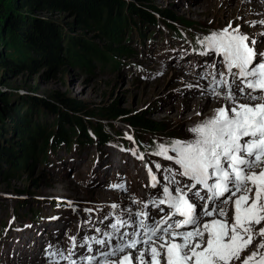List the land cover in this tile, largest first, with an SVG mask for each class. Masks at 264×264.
<instances>
[{
    "label": "rangeland",
    "instance_id": "obj_1",
    "mask_svg": "<svg viewBox=\"0 0 264 264\" xmlns=\"http://www.w3.org/2000/svg\"><path fill=\"white\" fill-rule=\"evenodd\" d=\"M3 1L6 2L5 14L7 7L12 8V4L8 2L10 0ZM119 1L123 4V12L120 11V15L123 14V18L126 19L120 45L128 49L109 50L116 60H111L104 70L100 66L84 68L70 61L60 63L52 72L48 71L45 64L33 70L25 69L28 68L25 64L35 57V51L14 42L16 38L11 31H5L4 28L0 32V66L5 56L24 64L0 67V110L7 108L10 111L18 108L23 112V117L30 120V126L40 127L44 133H50L45 139L50 142H45L44 160L33 159L15 172L0 174V264H37L40 260H47L42 259L45 256L42 253H45L47 245L53 244V240H58L54 242V246L58 245L64 249L67 244L62 235L68 227L66 225L68 222H63L62 228L66 226L60 231L53 226L66 215L65 212L62 217L60 213L67 208L66 205L68 212L72 210L68 202L76 208L77 213H85L78 215L72 210L83 229L90 224L89 218L90 221L101 220L102 215H95L101 206L110 208L116 203L118 209L120 207L127 209L129 202L128 208L135 212L138 208L137 204L132 203L135 198L147 202L153 197L152 192L144 193L147 190L144 176L139 175L135 165L132 168V163H135L132 155L134 149L128 148L132 140L128 141L126 134L133 138L135 136L145 146L151 145V148L159 143L169 144L175 139L191 140L193 134L188 129L198 124L199 120H193L194 114H188L190 121H179L180 116L189 112L187 110L180 114L183 106L198 98L210 97L212 100L215 99L216 104L223 100L202 91L210 86L211 76L204 78L206 81L198 77L212 72L209 67L212 63L208 61V57L211 56H206L204 61L200 62L201 68L194 63L198 60L196 55L203 50L200 44L195 45L198 38L219 31L232 22L233 27L239 25L241 31L250 37L253 38L255 35L257 47L262 49L259 48L262 40H258V37L264 32V26L251 27L250 23L264 19V11L241 14L239 7L246 0H235L231 4L233 8L231 12L228 9L222 10L208 0ZM223 1L221 0V3ZM128 7L140 13L145 11L151 20L143 19L140 13L128 14L125 12ZM14 11L21 14L19 18L23 21L32 22L33 19H39L45 21V24L53 25V29L60 35L63 30L67 32V35L64 33L65 39L61 37V44L70 39L68 41L75 45L83 42L88 47L100 51L104 49L102 48L104 41L97 39V33H89L91 29L80 31L72 24L73 13L36 11L33 7L26 11L24 8H14ZM157 11L160 14L172 12L178 19L183 18L193 24L183 26L177 21L161 17L155 13ZM129 20L131 21L128 22ZM130 24L134 25V28ZM69 26L72 27L69 29ZM255 28L259 30L252 32ZM111 46L114 47V44ZM69 50H62L61 56L70 57L73 53ZM219 66L223 70L222 62ZM175 73L179 75H174ZM181 75L191 79H183ZM189 85L192 87H188ZM72 102L76 105L80 103L82 108H73L76 110L74 111L67 106ZM111 105L124 108L128 112L127 116H143L156 122V125L153 129L144 131L140 127L129 126L120 117L109 118L100 113L102 108ZM6 113L0 112V121H3L0 123V136L1 133L7 135L14 129L9 121L10 116L7 118ZM60 113H66L71 119H79V125L59 123L57 115ZM214 114L215 110H208L200 118V122ZM80 130L81 132L87 130L90 134L88 143L80 144L83 141ZM57 131L59 135L62 131L70 135L59 142V138L55 137ZM96 131L99 133L102 131L105 135L99 138L94 133ZM147 159L153 167L159 163L161 165L159 171L162 174L164 168L169 166L177 168L171 161H166L162 157L150 156ZM119 172L122 180L114 182L118 179ZM6 175L11 177L9 179L3 177ZM75 182L84 191L77 188ZM120 183H124L126 191L111 190L113 189L111 185ZM102 189H110L112 193L108 194V197L96 195L95 191ZM226 207L231 210L230 204ZM85 209L92 211L85 212ZM114 210L116 209L108 211V215L116 218L120 212ZM156 210L158 211L151 206L147 209L149 213H155ZM124 214L127 215L126 212ZM132 220H136V217ZM70 223L66 236L68 234V237H75L78 235L77 223L73 221ZM2 225L4 226L1 228ZM96 227L97 225L90 224L93 231ZM105 227L106 225H101V228ZM38 228L42 233L37 232ZM55 232L58 233L53 235ZM89 235L93 233L90 232ZM81 237L82 233L78 235V240ZM68 243L70 246L69 241ZM61 264L66 263L62 261Z\"/></svg>",
    "mask_w": 264,
    "mask_h": 264
},
{
    "label": "snow or ice",
    "instance_id": "obj_2",
    "mask_svg": "<svg viewBox=\"0 0 264 264\" xmlns=\"http://www.w3.org/2000/svg\"><path fill=\"white\" fill-rule=\"evenodd\" d=\"M257 25L264 26V19L250 23ZM198 43L200 55L219 57L224 66L221 70L215 61L209 65L212 72L202 78L211 76L210 86L203 93L231 106L215 109L213 116L188 129L193 139L156 144L150 154L177 168H164L161 184L145 165L149 186L160 191L147 202L132 201L142 209L123 210L127 218L117 214L106 230L95 228L98 235L79 241L69 237L66 250L49 244L47 264H264V51L232 22ZM132 155L145 158L135 150ZM155 168L159 171L161 165ZM111 187L126 191L124 183ZM229 204L231 211L225 207ZM150 206L162 213L159 219L147 211ZM128 227L133 231H122ZM94 245L98 254H93ZM78 248L86 254H78Z\"/></svg>",
    "mask_w": 264,
    "mask_h": 264
},
{
    "label": "trees",
    "instance_id": "obj_3",
    "mask_svg": "<svg viewBox=\"0 0 264 264\" xmlns=\"http://www.w3.org/2000/svg\"><path fill=\"white\" fill-rule=\"evenodd\" d=\"M8 2L12 4V8L8 9L9 7H7L6 13L4 14L6 2L3 0L0 1V32L4 28L5 31H11L14 38H16V41L14 40V42L19 43L22 46L29 47L35 51V57L25 64L28 67L25 69L33 70L37 66L45 64L48 71L52 72L53 70H56L60 63L66 61L74 62L84 68H92L93 66L102 67V65L106 67L110 64L111 60H116L114 54H112L109 50L126 51L128 49L120 45L122 29H124V26L126 25V19L123 18V14L120 15L123 4L119 0H10ZM31 7H33L36 11L48 10L73 13L74 19L72 24L77 26V29L80 31L91 29L89 33H97V39L104 41L102 47L104 49L100 51L97 48H91L84 45L83 42L75 45L72 41H68L70 39H66L67 42L65 40V42L61 44V37L65 39L64 33L67 35V32H64L63 30L60 35L59 32L53 29V25L47 23L45 24V21L39 19H33L32 22L23 21L21 20L22 18H19L21 14L14 11V8H24L26 11ZM125 12L128 14L131 12L136 14L140 13L132 7H128ZM156 13L161 15V17L163 16L170 21H177L185 26H189V24L192 23L183 18L181 20L178 19V16H175L172 12L160 14L157 11ZM140 15L143 19L151 20V18L146 15L145 11H141ZM130 21L131 20L128 22ZM137 24H139V22H137ZM130 26L134 28V25L130 24ZM71 27L69 26V29ZM113 44L114 47L111 46ZM62 50H69L73 54L70 57L61 56L60 52H62ZM17 65L24 64L15 62L13 58H10V56H5L0 67H15ZM5 105H7V103ZM80 105V103H77L76 105L72 102L67 106L72 109H81L82 107ZM6 111H8L7 108H2L0 110L1 113H6ZM100 111V113L104 114L106 117H120L123 120H127L130 125L140 127L144 131L153 129L156 125V122H152V120H148L143 116H127L128 112H126L124 108H118L111 105L104 109L102 108ZM8 112L9 114L6 113L7 118L10 116L9 121L14 129L11 130V133H7V135L1 133L2 135L0 136V170H2V172L0 171V174L2 175L13 171L15 172L17 169L23 168L27 162L33 159L44 160L45 142L49 141H45V139L50 134L44 133L40 127L30 126V120L23 117V112L19 111L18 108H14ZM57 116L59 117V123L61 122L64 124L68 122V124L73 123L74 125H79V119H71L66 113H60ZM1 122L3 121H0V123ZM86 128L87 127H85V129ZM101 132L99 133L96 131L94 133L100 138L105 135ZM69 135L70 134L66 135L64 131L60 132L59 135L57 131L55 137L59 138V142H62L68 138ZM81 136L83 137V141L80 142V144L88 143L90 141V134L87 133V130L84 132L82 130ZM141 150L144 154L149 152L146 148H141ZM3 177H7V179H9L11 176L6 175Z\"/></svg>",
    "mask_w": 264,
    "mask_h": 264
},
{
    "label": "bare ground",
    "instance_id": "obj_4",
    "mask_svg": "<svg viewBox=\"0 0 264 264\" xmlns=\"http://www.w3.org/2000/svg\"><path fill=\"white\" fill-rule=\"evenodd\" d=\"M235 0H224L222 3H221V0H208V2H211V3H215L218 7H221L222 8V10H227L228 9V11L229 12H231V11H233V8L231 7V4L234 2ZM238 4H240V3H238ZM237 4V5H238ZM240 10L239 11H241V14L243 13L244 15L246 14V13H249V12H251V11H257V10H259V11H264V0H246L245 1V3H243L240 7ZM257 30H259V29H257V28H255V29H253V31L252 32H257ZM253 34V33H252ZM261 36H259L258 38V40H262V43H260V45H259V48H262V49H264V38H260ZM253 38H255V39H257L256 38V36L255 35H253ZM206 56H202V55H196V58H198V60H196L194 63H197L198 65H199V67H200V62L201 61H204V58H205ZM195 58V59H196ZM209 59H208V61L210 62H212L213 61V58H211V57H208ZM218 61V59H216L215 60V62H217ZM208 62V63H209ZM162 67V66H161ZM201 68V67H200ZM174 75H179V73H175ZM181 78H183V79H191V78H189V77H187L186 75H181ZM199 79H203V80H205L206 81V79H204V78H202V76H200L199 75V77H198ZM193 79V78H192ZM197 79V78H196ZM205 81H203V82H205ZM188 99H186V101H187ZM189 101V100H188ZM212 101H214V104H212ZM243 102V101H242ZM218 104H216L215 103V99H213L212 100V98H210V97H205V98H198V99H194V100H192V102H188L187 104H185L183 107L184 108H182L181 109V112H180V114H182V113H184L185 111H189V112H187V113H184L182 116H180L178 119H180L179 121H181V120H184V121H190L189 120V116H187L188 114H194V116L192 117V119L194 120H199V122L198 123H200V118H202L205 114H206V112L208 111V110H215V109H217V108H219L220 106H221V104H225V105H229L225 100H221L220 102H217ZM200 111H202V112H200ZM198 113H200L199 115H198ZM130 157V156H129ZM131 158V157H130ZM138 173H139V175L142 177V171H141V169L139 168V171H138ZM159 174H158V177H161V178H163V175H164V173L162 174L161 172H158ZM145 175V174H144ZM146 176V175H145ZM76 183V182H75ZM74 183V185L77 187V188H79V189H81V190H83L84 191V189L83 188H81L80 186L78 187V184L76 185ZM62 186V185H61ZM159 188H149V189H147V190H145L144 191V193H150V192H152V193H155L157 190H158ZM111 190H116V189H111ZM111 190L110 189H102V190H96L95 192H96V195H98V196H103V197H108L109 195L108 194H110V193H112L111 192ZM135 190V189H134ZM93 194V193H92ZM127 194V193H126ZM128 196H129V194H127ZM130 201V200H129ZM116 204V203H115ZM105 205V204H104ZM227 206V205H226ZM225 206V207H226ZM66 207L67 208H65L64 210H62V212H60V213H62V217H63V214L66 212V215L62 218V219H60V221L59 222H57V225H55V226H53L54 228H57L59 231L62 229H64L65 228V226L67 225L68 226V228H69V225H71V221H73L74 223H77V231H78V235L80 234V233H82V235L84 236V235H89V233L90 232H92L93 233V235H91V236H95L97 233H95V231H93L91 228H90V224H95V225H97V227H99V228H101V225H106V227L105 228H101V230L103 231V230H106L107 229V226L109 225V223L110 222H115V219L113 218V217H111L110 215H108V211H111L112 209H111V207L109 208V207H106V206H101L100 207V210L98 211V212H96L95 213V215H102V218H101V220H99V221H90V224H88V226H87V228H81L80 226H79V222L77 221V216H76V213H74L72 210H70V212H68L69 211V209H68V205H66ZM119 207V206H118ZM128 207H129V202H128V204H127V209H128ZM161 207H164V206H161ZM118 209V208H117ZM114 210L115 212H120V214L122 215V216H124L123 218H127V216H128V213L126 212V211H123V210H126L125 208H123V207H120L118 210ZM165 210V212H167L168 211V209L167 208H165L164 209ZM231 211V210H230ZM126 212V214L127 215H125L124 213ZM78 215L79 214H82V215H84L85 213H77ZM150 214H154V213H150ZM153 216H155V218L156 219H158L159 218V215H156V214H154ZM132 218H135V216H132ZM131 218V219H132ZM205 219H211V218H205ZM68 222V224H66L63 228H62V225H63V222ZM54 223V222H53ZM52 224V223H51ZM46 225V224H45ZM41 226V225H40ZM71 227V226H70ZM68 228L65 230V236H64V238H62V239H67L68 241H69V239H68V236H66V232H67V230H68ZM130 228H132V227H128V229H130ZM72 231V230H71ZM37 232H39V233H42L41 232V230L38 228L37 229ZM58 232H55L53 235H55V234H57ZM68 233V232H67ZM98 235V234H97ZM90 236V235H89ZM40 240V239H39ZM61 240V239H60ZM55 241H58V240H53L52 241V243H53V245H54V242ZM68 245V244H67ZM95 246V245H94ZM25 253V252H24ZM77 253L78 254H82V253H85V250L84 249H77ZM31 255V254H30ZM26 257V256H25ZM44 257H46V255L44 256ZM23 258V257H22ZM16 259V258H15ZM25 259V258H24ZM29 259V257L27 258V260ZM20 262V261H19ZM44 263H47V262H44ZM25 264V263H24Z\"/></svg>",
    "mask_w": 264,
    "mask_h": 264
},
{
    "label": "water",
    "instance_id": "obj_5",
    "mask_svg": "<svg viewBox=\"0 0 264 264\" xmlns=\"http://www.w3.org/2000/svg\"><path fill=\"white\" fill-rule=\"evenodd\" d=\"M101 69H102V70H104V69H105L104 65H102Z\"/></svg>",
    "mask_w": 264,
    "mask_h": 264
}]
</instances>
